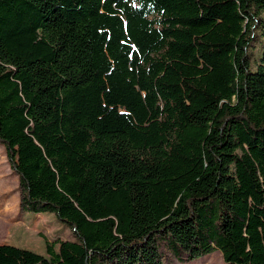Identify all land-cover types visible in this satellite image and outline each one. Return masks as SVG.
Returning <instances> with one entry per match:
<instances>
[{"label":"trees","instance_id":"16d2710c","mask_svg":"<svg viewBox=\"0 0 264 264\" xmlns=\"http://www.w3.org/2000/svg\"><path fill=\"white\" fill-rule=\"evenodd\" d=\"M264 0H0V144L20 209L75 241L0 264H264ZM58 245L55 251L54 246Z\"/></svg>","mask_w":264,"mask_h":264},{"label":"rangeland","instance_id":"374dc122","mask_svg":"<svg viewBox=\"0 0 264 264\" xmlns=\"http://www.w3.org/2000/svg\"><path fill=\"white\" fill-rule=\"evenodd\" d=\"M260 19L253 28L252 43L248 50L251 70L255 71L261 57L264 39L260 36ZM21 189L18 176L11 170L5 149L0 144V244H6L46 256L45 241H75L68 227L48 213H26L20 209ZM55 251L58 245L54 246ZM161 264H224L215 250L198 259L178 261L165 247L159 245Z\"/></svg>","mask_w":264,"mask_h":264}]
</instances>
